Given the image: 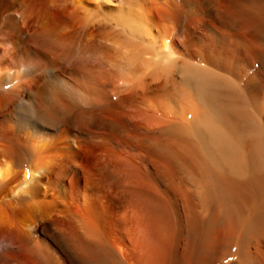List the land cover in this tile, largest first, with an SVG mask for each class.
I'll use <instances>...</instances> for the list:
<instances>
[{
	"label": "bare ground",
	"instance_id": "bare-ground-1",
	"mask_svg": "<svg viewBox=\"0 0 264 264\" xmlns=\"http://www.w3.org/2000/svg\"><path fill=\"white\" fill-rule=\"evenodd\" d=\"M0 264H264V0H0Z\"/></svg>",
	"mask_w": 264,
	"mask_h": 264
}]
</instances>
